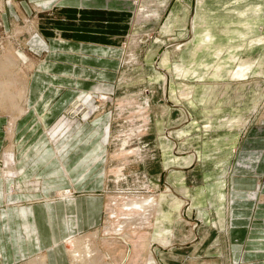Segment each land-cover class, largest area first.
Listing matches in <instances>:
<instances>
[{"label":"rangeland","instance_id":"374dc122","mask_svg":"<svg viewBox=\"0 0 264 264\" xmlns=\"http://www.w3.org/2000/svg\"><path fill=\"white\" fill-rule=\"evenodd\" d=\"M62 1L0 0V113L10 116L4 131L11 137L0 171L19 173L12 164V138L18 121L37 106L30 101L29 75L32 56L38 63L41 57L31 54V40L53 34L42 26L41 14L55 12ZM130 5L126 18L89 12L67 15L71 21L45 16L66 38L88 33L86 41L122 49L116 80L85 81L58 126L107 122V168L98 186L105 185L102 222L76 235L100 251L85 264H247L254 256L248 254L244 263L246 247L235 246L228 230V210L236 206L227 192L242 147L264 126V0ZM58 130L49 136L53 141ZM101 146L99 141L89 155ZM255 186L250 198L258 203L264 185ZM67 190L70 198L79 196L66 188L54 198L63 200ZM148 199L155 202L150 215L132 206ZM129 219L135 222L125 223ZM258 241L249 240L248 248Z\"/></svg>","mask_w":264,"mask_h":264},{"label":"crops","instance_id":"0c3cea01","mask_svg":"<svg viewBox=\"0 0 264 264\" xmlns=\"http://www.w3.org/2000/svg\"><path fill=\"white\" fill-rule=\"evenodd\" d=\"M58 6L40 18L42 26L51 28L53 34H40L39 40H31V54L37 52L41 57L38 63L32 56L34 68L29 75L30 101L37 106L18 121L12 138L17 145L12 164L19 173L0 171V264H32L41 256L45 264H70L63 241L83 239L76 235L102 222L105 185L98 186L107 168L109 146L103 140L107 122L99 118L87 125L74 122L70 128L58 126L63 116L68 117L66 110L77 96L74 91L83 88L85 81L116 80V61L122 49L117 44L86 41L83 38L89 37L88 33L81 39L66 38L56 24L48 25L45 16L71 21L67 15L89 12L126 18L132 5L130 0H65ZM9 117L0 113V159L11 145V137L6 139L4 131ZM56 130L53 141L49 136ZM250 137L229 177L231 192L227 197L231 195V205L236 207H228L227 224L235 246L246 247L241 260L245 263L251 254L254 257L247 264H264V191H260L258 203L250 198L255 185H264V126L257 127ZM99 141L104 146L89 155ZM66 188H73L79 196L68 201L54 198ZM48 199L54 200L46 203ZM244 205L249 207L244 209ZM255 239L259 241L251 242L254 247L248 248L249 240ZM93 251L95 256L100 253Z\"/></svg>","mask_w":264,"mask_h":264},{"label":"bare ground","instance_id":"6f19581e","mask_svg":"<svg viewBox=\"0 0 264 264\" xmlns=\"http://www.w3.org/2000/svg\"><path fill=\"white\" fill-rule=\"evenodd\" d=\"M71 194L72 193L70 190L63 191V192H61V198H63V200H69L71 197ZM129 206H131V205H129ZM132 206H134L135 208H138V209H145L146 213H148V215H150L153 208L155 207V202L152 199H148V200H143L141 202H136V203L132 204ZM128 222L133 223V222H135V220L129 219L125 223H128ZM124 225L125 224H122L121 227H125ZM66 245H67V251L70 254L75 255L74 257H76V259H77L76 260L77 264H80L83 261L85 264L86 258L88 256H90V258L95 256L94 251L89 248V245H86L84 242L79 241L78 239L71 238L67 241ZM68 245H72V247H71L72 249H68Z\"/></svg>","mask_w":264,"mask_h":264}]
</instances>
